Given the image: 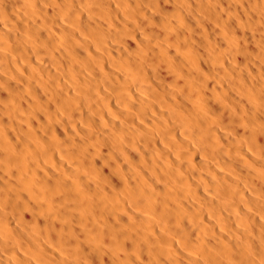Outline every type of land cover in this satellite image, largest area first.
Returning a JSON list of instances; mask_svg holds the SVG:
<instances>
[{
  "label": "bare ground",
  "instance_id": "bare-ground-1",
  "mask_svg": "<svg viewBox=\"0 0 264 264\" xmlns=\"http://www.w3.org/2000/svg\"><path fill=\"white\" fill-rule=\"evenodd\" d=\"M0 264H264V0H0Z\"/></svg>",
  "mask_w": 264,
  "mask_h": 264
}]
</instances>
